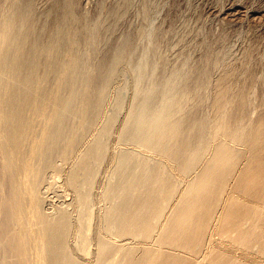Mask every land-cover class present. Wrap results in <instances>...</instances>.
<instances>
[{"label":"bare ground","instance_id":"6f19581e","mask_svg":"<svg viewBox=\"0 0 264 264\" xmlns=\"http://www.w3.org/2000/svg\"><path fill=\"white\" fill-rule=\"evenodd\" d=\"M15 2L0 3V264H264V85L254 102L234 89V44L209 59L207 95L155 40L164 1L105 0L90 19L75 0Z\"/></svg>","mask_w":264,"mask_h":264},{"label":"rangeland","instance_id":"374dc122","mask_svg":"<svg viewBox=\"0 0 264 264\" xmlns=\"http://www.w3.org/2000/svg\"><path fill=\"white\" fill-rule=\"evenodd\" d=\"M1 1L2 0H0V3ZM35 1L37 0H31V1L30 0H25V1L16 0L15 5H17V7L21 6L22 8L19 7L21 9L25 8L27 13H32L31 10H33V7L35 6L34 5ZM60 1L61 0H59V2ZM71 1H74V0H71ZM75 1L76 2L78 1L79 5L83 6L81 10L84 11L85 15L87 16V19L95 18L98 15V13L101 10L103 11L104 8L106 9V6H107L105 0H75ZM160 1L162 2V4L164 1V4L161 8L162 11L160 10L161 15L159 14V20L157 19L158 36L156 37L155 40L160 45L162 44L168 45L171 43H174V44L177 43L175 52L176 54L180 53L181 56H184V58H186V59L183 58L185 60L183 64L186 65V68L189 70L188 77L190 79L187 80L186 85L189 83V85L191 86V84L193 85L197 80L199 81L197 82L200 83V81H202V78L203 80H205V78L208 79V77L207 76L205 77V75H206V72H209L207 70L210 68L209 66H211L209 59L216 52L219 51L222 45L234 44L235 48L232 47L231 49L234 51L236 50L237 52L240 51L239 58L241 61L240 60L232 61L233 64L232 65L230 64V66L226 68V70L232 71V72L235 71L236 73L235 77L237 78V80H235L236 84L234 83V89L241 88L242 86H245V84L246 85L252 84L253 92L249 94L250 96L248 97V101L254 102V101L260 100L262 96L261 93H263V88H260V87H263L264 85V72H263L264 71V63H263L264 62V59H263V55H264L263 54L264 53V0H160ZM31 2H33V4ZM28 4H31L29 6L30 7L29 9H27L28 6L24 7L25 5H28ZM27 10H30V12ZM75 10L77 11V13H81L77 7H75ZM236 10L240 11L239 15L235 17L231 16L233 15L232 13L235 12ZM218 12L221 14L217 15ZM56 15H57V12L56 13L55 11L51 12L48 18L49 25L52 24V21L55 18L54 16ZM78 18L80 19L79 16ZM81 22H82L81 23L82 25L84 22V19H82ZM178 22L179 23L181 22V23L178 24ZM49 25L48 27H50ZM177 26L179 27L177 28ZM176 28H177V31L172 32V30H176ZM183 29L184 30L186 29V30L184 31ZM180 30L181 31L183 30V32L185 33L180 32L179 34L178 32ZM174 32L177 33V35ZM179 35L182 36L183 38L180 37ZM178 36L180 37L179 41L176 39L178 38ZM164 39L166 40V42ZM112 42H113V39L111 35L106 45L102 48V51H101L102 53H100L105 58H107V56L110 55L109 48L111 47L110 45L112 44ZM235 42L237 43V45ZM237 47H239V49ZM250 51L251 53H249ZM207 52L209 53V55ZM168 59H169L168 63L166 60V61H161L159 64H157L159 68L161 67V69L159 70L161 74H165V72H167V69L169 68V65L170 66L173 65L170 58ZM102 62H100V64ZM103 64L104 63H102L101 65ZM178 64H175V65L177 66L181 65L180 63ZM190 71H192L191 72L192 74L190 73ZM248 76L249 77L251 76L252 78L250 77L249 79ZM195 77H199L201 80L197 78V80L193 82V80L196 79ZM210 79L206 81L207 85L208 84L210 85V83H212V78ZM257 79H258V82H257ZM209 88L210 89L204 90L206 91V94L209 91H211V85ZM207 97L208 96H206L205 100L203 99V102H205L206 104L202 102L205 106L208 104ZM256 97L259 99H257ZM202 103L200 102L199 104L200 107L202 106L201 107L202 109H200L199 105H196L195 106L196 108H193V110L197 112L200 111L199 112L200 114L201 112H203V114H207L208 112L204 113L205 111H203L206 107L202 105ZM195 109H198L199 111Z\"/></svg>","mask_w":264,"mask_h":264}]
</instances>
